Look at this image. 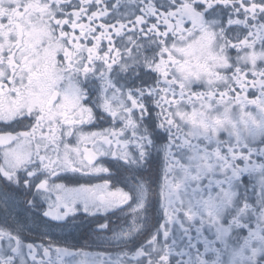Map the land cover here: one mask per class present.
<instances>
[{
	"label": "snow or ice",
	"instance_id": "1",
	"mask_svg": "<svg viewBox=\"0 0 264 264\" xmlns=\"http://www.w3.org/2000/svg\"><path fill=\"white\" fill-rule=\"evenodd\" d=\"M0 264H264V0H0Z\"/></svg>",
	"mask_w": 264,
	"mask_h": 264
},
{
	"label": "flooded vegetation",
	"instance_id": "2",
	"mask_svg": "<svg viewBox=\"0 0 264 264\" xmlns=\"http://www.w3.org/2000/svg\"><path fill=\"white\" fill-rule=\"evenodd\" d=\"M59 239L61 243H64L66 241L68 244L78 245L79 247L83 248L84 252L90 253V252H95V251L100 250L93 244L91 239L81 238V234L79 231L76 232L74 236L67 235L65 233H59Z\"/></svg>",
	"mask_w": 264,
	"mask_h": 264
}]
</instances>
